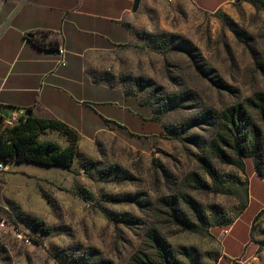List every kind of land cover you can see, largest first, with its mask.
<instances>
[{
  "label": "rangeland",
  "instance_id": "1",
  "mask_svg": "<svg viewBox=\"0 0 264 264\" xmlns=\"http://www.w3.org/2000/svg\"><path fill=\"white\" fill-rule=\"evenodd\" d=\"M133 16L134 42L87 66L110 89L85 99L91 109L81 124L68 125L79 135L71 169L14 165L0 194L8 207L0 217L32 243L0 230V264L158 260L145 241L150 228L172 250L188 249V257L174 253L173 264H218L222 256L220 264H264V171L253 158L235 165L210 160L216 170L210 178L197 160L206 158L216 123L181 127L203 111L217 115L264 92V11L238 0H143ZM45 38L33 39L41 45ZM180 39L186 51L177 49ZM180 93L188 95L183 107L166 110L164 98ZM103 111L111 122L98 119ZM41 138L65 140L55 132ZM191 173L208 189L191 183ZM181 194L202 207L201 223ZM174 197L176 213L196 232L176 225L168 207Z\"/></svg>",
  "mask_w": 264,
  "mask_h": 264
},
{
  "label": "crops",
  "instance_id": "2",
  "mask_svg": "<svg viewBox=\"0 0 264 264\" xmlns=\"http://www.w3.org/2000/svg\"><path fill=\"white\" fill-rule=\"evenodd\" d=\"M133 2L0 0V116L21 109L30 110L39 119L53 118L72 127L81 124L84 111L91 109L85 99L101 98L110 89L95 81L93 70L87 66L111 54L118 46L134 42V24L130 22L135 13ZM142 3L139 0L137 11ZM196 7L207 12L201 4ZM37 33L46 34L45 41L38 46L33 39ZM45 51L57 53L45 54ZM105 113L96 115L111 122ZM61 142L59 146L64 148L66 141ZM20 164L40 166L4 164L5 170L0 172V182L3 181L0 194L6 180L17 171L14 165ZM18 170L27 172L28 168ZM0 208L8 207L0 203ZM225 258L222 256L218 264Z\"/></svg>",
  "mask_w": 264,
  "mask_h": 264
},
{
  "label": "trees",
  "instance_id": "3",
  "mask_svg": "<svg viewBox=\"0 0 264 264\" xmlns=\"http://www.w3.org/2000/svg\"><path fill=\"white\" fill-rule=\"evenodd\" d=\"M238 1L247 2L254 8L264 11V0ZM170 39L173 42L178 40L175 36H170ZM176 45L178 50L186 51L187 41L180 39ZM187 100L186 93L170 94L164 98L163 107L166 110H177L182 108ZM211 120L216 123V130L208 143L206 158L197 160L199 168L213 178L216 170L210 160H217L224 165H235L237 159L253 158L256 161L258 173L262 174L264 171V92H257L241 103L228 106L217 115L210 110L203 111L183 123L181 127L190 129ZM45 132L59 134L65 139L66 146L61 148L54 142L39 140V135ZM78 139L77 132L68 125L53 118H36L30 110H26L24 121L12 128L3 126L2 116H0V163H31L69 170L77 154ZM187 178L197 187L203 189L209 187L196 173L189 174ZM179 199L192 218L198 224L201 223L204 212L199 203L188 194H181ZM176 201L174 197L168 204L176 225L184 230L196 232L197 225L187 221L183 214L176 213ZM166 202L167 200H164V203ZM145 241L152 250L154 258L158 260L143 255L141 258H134L135 264H173L174 253L183 257L189 256L188 249L185 247L180 246L175 251L172 250L154 228L147 231Z\"/></svg>",
  "mask_w": 264,
  "mask_h": 264
},
{
  "label": "built area",
  "instance_id": "4",
  "mask_svg": "<svg viewBox=\"0 0 264 264\" xmlns=\"http://www.w3.org/2000/svg\"><path fill=\"white\" fill-rule=\"evenodd\" d=\"M62 50L59 49V54H62ZM62 66L65 65V62L61 60L60 63ZM26 118V112L21 109L12 110L6 117H2V124L5 127L12 128L19 124L20 122L24 121ZM5 170V166L3 163H0V172ZM9 229L12 235L26 244L32 243V240L29 238L27 234L22 233L16 226L13 224L8 223L4 218L0 217V230L4 231Z\"/></svg>",
  "mask_w": 264,
  "mask_h": 264
},
{
  "label": "water",
  "instance_id": "5",
  "mask_svg": "<svg viewBox=\"0 0 264 264\" xmlns=\"http://www.w3.org/2000/svg\"><path fill=\"white\" fill-rule=\"evenodd\" d=\"M138 5H139V0H134L133 7H132V12H136L137 11ZM44 53L45 54H54V53H57V52L56 51H45ZM0 109H1V106H0Z\"/></svg>",
  "mask_w": 264,
  "mask_h": 264
}]
</instances>
